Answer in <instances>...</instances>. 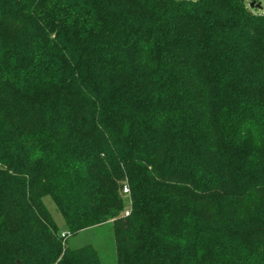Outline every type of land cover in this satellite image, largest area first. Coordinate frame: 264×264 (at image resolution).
Masks as SVG:
<instances>
[{
    "label": "trees",
    "instance_id": "16d2710c",
    "mask_svg": "<svg viewBox=\"0 0 264 264\" xmlns=\"http://www.w3.org/2000/svg\"><path fill=\"white\" fill-rule=\"evenodd\" d=\"M248 5L0 0V264H101L45 197L69 235L111 224L115 264H264V14Z\"/></svg>",
    "mask_w": 264,
    "mask_h": 264
},
{
    "label": "rangeland",
    "instance_id": "374dc122",
    "mask_svg": "<svg viewBox=\"0 0 264 264\" xmlns=\"http://www.w3.org/2000/svg\"><path fill=\"white\" fill-rule=\"evenodd\" d=\"M244 2L247 5H259L260 9L258 11L264 14V0H244ZM43 203L55 221L59 232L67 234L66 244L70 249H78L90 245L97 251L101 264H115L116 256L111 224H104L99 227L83 230L76 235H69L66 231L64 220L57 211L51 198L45 197ZM124 203L127 209L130 205L128 198H124Z\"/></svg>",
    "mask_w": 264,
    "mask_h": 264
},
{
    "label": "built area",
    "instance_id": "2783aa9c",
    "mask_svg": "<svg viewBox=\"0 0 264 264\" xmlns=\"http://www.w3.org/2000/svg\"><path fill=\"white\" fill-rule=\"evenodd\" d=\"M122 196L124 198H128V200H129L130 192H129V188H128L127 184H124L123 187H122ZM129 213H130V205L123 212V216L127 217V216H129ZM66 236H67L66 234H61V238H63V239H65Z\"/></svg>",
    "mask_w": 264,
    "mask_h": 264
},
{
    "label": "water",
    "instance_id": "95a60500",
    "mask_svg": "<svg viewBox=\"0 0 264 264\" xmlns=\"http://www.w3.org/2000/svg\"><path fill=\"white\" fill-rule=\"evenodd\" d=\"M253 7H254L253 4H251V5L249 6L250 9H252ZM256 7L260 9V6H259V5H257Z\"/></svg>",
    "mask_w": 264,
    "mask_h": 264
}]
</instances>
